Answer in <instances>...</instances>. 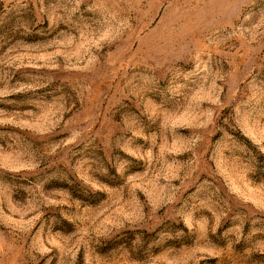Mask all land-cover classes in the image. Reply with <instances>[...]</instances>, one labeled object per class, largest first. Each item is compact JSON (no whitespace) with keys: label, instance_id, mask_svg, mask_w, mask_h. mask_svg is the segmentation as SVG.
Listing matches in <instances>:
<instances>
[{"label":"rangeland","instance_id":"obj_1","mask_svg":"<svg viewBox=\"0 0 264 264\" xmlns=\"http://www.w3.org/2000/svg\"><path fill=\"white\" fill-rule=\"evenodd\" d=\"M0 264H264V0H0Z\"/></svg>","mask_w":264,"mask_h":264}]
</instances>
